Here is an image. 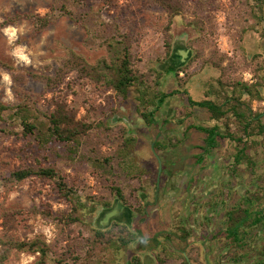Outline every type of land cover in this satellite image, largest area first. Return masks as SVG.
Masks as SVG:
<instances>
[{
    "label": "rangeland",
    "instance_id": "374dc122",
    "mask_svg": "<svg viewBox=\"0 0 264 264\" xmlns=\"http://www.w3.org/2000/svg\"><path fill=\"white\" fill-rule=\"evenodd\" d=\"M179 1L183 13L174 16L169 23L168 13L156 0H82L84 7L100 15L109 29L116 23L121 31L132 37L134 64L142 72L150 65L155 67L165 61L163 55L168 39L172 45L174 39L185 37L186 44L193 50L192 57L201 51L205 58L210 54L216 59L225 58L223 65H231V75L251 81V72L244 69L250 66L244 63L246 60L242 57L245 55L250 59L258 54L261 56L259 61L264 60V5L256 9L257 14L254 16L250 12V6L242 0ZM56 6L55 0H0V101L12 105L20 102L23 95H29L37 107L48 114L60 103L73 113L76 121L89 124L91 128L83 135L76 154L73 155L59 143L43 150L33 138L23 136L18 129L17 133L6 132L0 125V236L19 241L39 237L48 243L59 242L62 246L73 240L77 243V251L83 254L86 247L82 245V239L90 236L92 226L98 228L93 223L95 215L104 205L113 204L118 198L115 188L131 203L138 204V193H135L138 180L132 179L134 172L129 174L124 167L133 165L141 168L144 171L141 172L144 174L143 182L151 175L153 178L149 183L156 181V186L164 181L167 167L163 164L162 170L158 158L163 159V155L153 152L151 142L156 138V131L153 127L145 126V121L137 113L133 91L127 98L121 99L111 89L96 85L74 71L68 73L59 84L46 85V77L54 75L67 49L81 54L90 63L107 54L102 47L90 46L84 26L68 17H59L39 32L25 16L15 18L17 14L24 13L44 16ZM199 10H203L206 21L204 34H199L187 24L193 19V12ZM241 26L250 28H245L247 30L242 42H239L237 31ZM9 29L14 34H10ZM17 50H22V56L26 59L17 55ZM201 59L188 67V72L193 75L185 88L193 100L202 99L207 83L214 84L220 74L210 65L201 66ZM5 76L8 77L7 80L4 79ZM176 88L178 85L174 73L163 74L162 90L168 93ZM182 97L185 98L183 93L176 100H181ZM172 105L173 102L170 103V109H166L165 115L175 112ZM252 107L253 111L263 113L264 117V102L254 101ZM186 111V108L180 107L178 112L184 115ZM192 111L195 116L191 122L206 126L214 123L208 120L205 110L194 108ZM184 124H169L166 121L162 133L157 137L169 145L182 144L173 152L174 159L181 162L177 163V168L182 169L180 166L183 164L186 167L184 170H198L200 176L205 173L212 177L214 173L217 175V167L220 165L225 173V210L240 204L242 197L247 194L258 193L264 205V149L258 147L250 151L251 159L256 165L251 174L245 163L234 164L235 144L223 139L219 147L208 154L209 164L206 172H202L195 167L191 168L198 151L194 146L202 145V134L192 131L187 136L195 137L183 142L181 133ZM128 135L136 139L135 146L130 156L120 162L115 152L122 137ZM103 157L111 159L103 165ZM94 158L98 159L97 162H93ZM169 159L166 154V160ZM27 166H54L67 187L84 201V211L92 225L75 223L65 227L53 218L67 213L71 207L54 180L37 176L18 183L7 180L12 170ZM257 205L258 203L253 208ZM247 238L252 240L249 248L262 243L264 227L249 229ZM126 249L113 254L111 262L107 257H102L103 261L99 264H127L131 252ZM226 255L230 256V253L227 251ZM248 255L252 258L254 250ZM37 258L38 253L11 249L6 260L0 264H33Z\"/></svg>",
    "mask_w": 264,
    "mask_h": 264
},
{
    "label": "trees",
    "instance_id": "16d2710c",
    "mask_svg": "<svg viewBox=\"0 0 264 264\" xmlns=\"http://www.w3.org/2000/svg\"><path fill=\"white\" fill-rule=\"evenodd\" d=\"M55 1L57 6L44 16L24 13L17 14L15 18L25 16L31 20L35 30L39 32L54 23L59 17H68L84 26L89 36L90 46L102 47L107 54L96 62L90 63L81 54L67 49L66 55L60 59L54 75L46 77V85L55 86L62 82L68 73L74 71L96 85L111 89L121 99L127 98L133 91L137 113L145 121L146 126L153 127L156 123L155 115L164 101L179 93L180 90L164 92L161 88L162 72L154 66H148L144 72L136 68L133 39L129 34L121 31L118 24H112L109 29L100 15L92 9L84 7L82 0ZM242 1L250 6V12L254 16L257 14L256 9H260L264 5V0ZM156 2L168 13L169 23L174 16L183 13V7L179 0H156ZM203 16V10L195 11L193 19L187 22L199 34L206 33V21ZM245 28L250 27L241 26L237 31L239 42H242L247 30ZM98 35L99 37H97ZM164 50L163 58L165 59L170 54V39L166 41ZM240 50L243 53L242 47ZM243 56V60H246L244 63L248 67L250 66L244 69H249L251 72V81L231 75L233 74L230 72L233 70L231 65H223L225 58L216 59L211 54L205 58L201 51L194 55L187 65L176 70L174 75L177 85L182 88L187 78L193 74L188 72V67L197 62L199 58H202L201 66L210 65L220 71L219 76L215 79L218 88L210 84V87L205 91L206 99L194 102L189 98V102L205 108L211 118L222 120L223 130L217 125L196 128L206 134L205 142L210 148L217 146L218 139H228L233 142L235 144L234 164L245 163L247 170L253 174L256 165L251 159L250 151L258 147L264 149L263 113L253 111L252 107L254 101L264 102V60L259 61L261 56L258 54L253 55L250 59ZM181 71H185L184 78L178 77ZM0 125L6 132L17 133L18 129L23 136L33 138L37 146L43 150L54 143H59L67 147L68 152L73 155L76 154L83 135L91 128L89 124L76 121L73 113L60 103L56 104L54 111L50 114L40 110L29 95H23L20 102L12 105L0 101ZM254 136L257 138L252 139ZM135 141L136 139L129 135L122 137V142L115 152L120 162L130 156ZM110 159L111 157H103L101 162L104 165ZM97 160L94 158L93 162H97ZM127 166L124 167L126 171L128 170ZM33 176L54 180L58 190L71 203L67 213L53 217L61 225L65 227L75 223L92 225L87 212L84 211L86 208L84 201L67 187L62 175L54 166H27L14 169L10 172L7 180L18 183ZM262 190L264 192V188ZM115 192L122 198L118 188H115ZM255 195L247 194L239 205L232 207L227 212L226 235L232 245L243 247L244 244L240 245V242L248 234L246 229L264 226V205L261 203L262 199L258 193ZM256 203L258 205L253 210ZM48 215L50 216V213ZM91 230L90 236L82 239V241L84 240L82 245L86 247L83 254L77 251V243L73 240L67 241L66 245L62 246L59 242L48 243L39 237L19 241L0 236V249L2 250L0 263L6 260L11 249L38 253V258L33 264H99L103 261L102 257H107L111 262L114 259L113 254L117 253L121 247L126 246L132 239V236L127 234L129 231L122 225H117L116 229L112 227L104 230L92 226ZM133 264H140L139 259H134Z\"/></svg>",
    "mask_w": 264,
    "mask_h": 264
},
{
    "label": "flooded vegetation",
    "instance_id": "af4514ba",
    "mask_svg": "<svg viewBox=\"0 0 264 264\" xmlns=\"http://www.w3.org/2000/svg\"><path fill=\"white\" fill-rule=\"evenodd\" d=\"M185 75V71H181L178 77L184 78ZM189 78H187V81ZM187 81L182 88L178 86V88L174 89L180 90V92L168 97L155 115L156 123L153 128L156 131V138L151 142V146L156 155L157 153L163 155V159L158 158V161L159 164H162V170L163 164L167 167V175L164 181L159 186H156V181L149 183L153 178L149 175L147 181L143 182L142 176L144 174L141 172L144 171L133 165L127 166V173L134 172L132 179L138 180V189L135 190V193H138L139 201L135 205L126 199L122 193V198L118 196L122 204L129 208V213L126 216H122L123 223L112 220L108 227L116 229L117 225L125 226L129 231L127 234L132 236L128 244L121 247L118 253L121 249L126 248L131 252L127 264H133L136 258L139 259L140 264H223V256H225L227 251L228 254L230 253L228 258L231 264H239V261L242 260H245L243 264H264V241L254 247L251 245L249 248V243L252 240L250 241L247 238L248 234L240 242V245L244 244L243 247L232 245L227 240L228 223L226 217L230 209L225 210L224 208L225 173L223 168L218 165L217 175L214 173L212 177L205 173L200 176V171L197 170L206 172L209 164L208 154H210L211 150L219 147L223 139H218L217 146L210 148L205 142L206 134L196 127L217 125L223 130V126L222 120L211 118L205 108L190 104L189 98H192L188 95L185 88ZM210 84L218 88L216 82L214 84L207 83L203 98L200 100L207 98L205 91L210 87ZM181 93L186 99L182 97L181 100H176ZM172 102L175 112L171 115H165L166 109H170V103ZM180 107L187 109L184 115L179 114ZM194 108L205 110L208 113V120L214 121V123L206 126L204 124L198 125L194 121L191 122L193 116H195V112L192 111ZM166 121H169V124L177 125L187 122L182 128L183 142L195 137V135L190 138L187 136L192 131H198L202 134V145L194 146L198 151L196 152L195 161H193L194 164L191 165V168L195 167L197 171L189 172L184 170L186 167L183 164L180 166L182 169L177 168V163L180 164L181 162H177L174 159L173 152L182 144L169 145V143L157 139L158 135L162 133ZM188 121L190 122L188 123ZM166 126L169 125L166 124ZM168 139L170 140V138ZM166 154L170 157L169 160H166ZM111 206L112 203L104 205L95 215L93 223L96 222L100 212ZM252 209L255 210L256 208ZM248 230L246 231L248 232ZM209 242L212 244L208 248L207 243ZM252 250H254L255 255L251 258L248 254ZM209 255L213 257L210 260Z\"/></svg>",
    "mask_w": 264,
    "mask_h": 264
},
{
    "label": "water",
    "instance_id": "95a60500",
    "mask_svg": "<svg viewBox=\"0 0 264 264\" xmlns=\"http://www.w3.org/2000/svg\"><path fill=\"white\" fill-rule=\"evenodd\" d=\"M186 42L185 37L174 39L169 56L165 61L156 64V69L162 72L161 88L163 84V74L168 72H173L175 74L176 70L185 66L188 60L192 57L193 50L186 44ZM128 213L129 208L124 206L119 198H116L110 208L104 209L100 212L95 225L98 228L105 229L111 224L112 220L123 223L122 216H126Z\"/></svg>",
    "mask_w": 264,
    "mask_h": 264
},
{
    "label": "crops",
    "instance_id": "0c3cea01",
    "mask_svg": "<svg viewBox=\"0 0 264 264\" xmlns=\"http://www.w3.org/2000/svg\"><path fill=\"white\" fill-rule=\"evenodd\" d=\"M210 244H212V243H210V242L207 243V247H208V248L211 247ZM212 248H213V247H212ZM208 252H209V251H208ZM223 257H224V258H223V261H224L223 264H231V262H230V260H229V258H228V256H227L226 254H225V256H223ZM212 258H213V257L209 255V260L212 259ZM244 261H245V260L239 261V264H243ZM210 262H211V261H210Z\"/></svg>",
    "mask_w": 264,
    "mask_h": 264
},
{
    "label": "clouds",
    "instance_id": "9594fccd",
    "mask_svg": "<svg viewBox=\"0 0 264 264\" xmlns=\"http://www.w3.org/2000/svg\"><path fill=\"white\" fill-rule=\"evenodd\" d=\"M10 34H14L11 29L8 30ZM17 55H20L22 59H26L25 57L22 56V50H17ZM5 80L8 79L7 76L4 77Z\"/></svg>",
    "mask_w": 264,
    "mask_h": 264
}]
</instances>
